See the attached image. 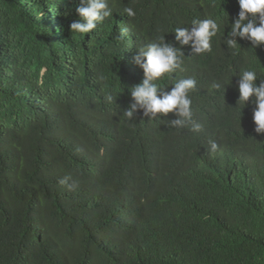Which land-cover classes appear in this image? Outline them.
Segmentation results:
<instances>
[{
    "label": "trees",
    "instance_id": "16d2710c",
    "mask_svg": "<svg viewBox=\"0 0 264 264\" xmlns=\"http://www.w3.org/2000/svg\"><path fill=\"white\" fill-rule=\"evenodd\" d=\"M108 2L112 16L81 35L79 0H0V264H164L171 250L178 263L189 249L186 264H264V135L251 104L235 108L242 70L264 82V45L227 46L238 0ZM209 18L223 30L212 51L183 46L161 85L196 80L202 131L168 126L172 113L125 117L144 79L134 57L158 36L181 48L174 30ZM164 217L199 238L175 247Z\"/></svg>",
    "mask_w": 264,
    "mask_h": 264
},
{
    "label": "clouds",
    "instance_id": "9594fccd",
    "mask_svg": "<svg viewBox=\"0 0 264 264\" xmlns=\"http://www.w3.org/2000/svg\"><path fill=\"white\" fill-rule=\"evenodd\" d=\"M239 12L231 23V30L226 41L229 49H238L236 37L250 42L252 48L264 45V0H238ZM79 19L70 24L71 33L90 34L104 23L106 18L112 16L108 0H79L76 8ZM124 12L128 17H134L135 11L126 7ZM191 27H181L174 30L175 40L181 48H176L165 41V36H158L147 44L146 49H141L140 54L134 57V62L144 73L141 83L130 89L134 103L123 115L129 120H135V114L142 111L143 117L149 121L159 120L174 114L177 119L168 122V126L177 130L190 128L192 132L202 131V125L193 119L191 93L196 88L193 78H180L173 82L170 92L161 94V85L183 63V46H190L192 52L198 56L212 51L214 38L223 31L221 23L214 19H193ZM126 29H121L120 38L126 34ZM258 74L255 70L244 69L239 73L237 106L240 112L251 104L254 108L252 121L255 125L254 132L264 135V82L257 86ZM264 81V80H262ZM230 83V80L227 84ZM211 89L220 90L224 85L213 81ZM111 95L106 101H112ZM211 152H216L218 144L210 140ZM184 201L179 197L178 206ZM167 218L169 216H166ZM165 217L159 222L169 230L168 236L174 246L185 244L190 237L199 238L191 224L186 220H175L170 224L165 223ZM208 225L205 226L207 228ZM144 247L136 243L130 249V255H141ZM192 249L184 252L186 258L176 262V251H167L163 255L164 264H186L188 254Z\"/></svg>",
    "mask_w": 264,
    "mask_h": 264
}]
</instances>
